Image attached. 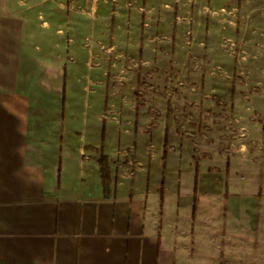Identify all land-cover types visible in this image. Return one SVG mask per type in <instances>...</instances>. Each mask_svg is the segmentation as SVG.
<instances>
[{
  "label": "rangeland",
  "instance_id": "1",
  "mask_svg": "<svg viewBox=\"0 0 264 264\" xmlns=\"http://www.w3.org/2000/svg\"><path fill=\"white\" fill-rule=\"evenodd\" d=\"M142 2L0 0V7L24 17L26 46L40 60L63 56L68 65L128 72L127 86L116 94L145 106L143 119L152 117L141 142L154 147L153 166L159 160L169 168L181 164L182 176L171 172L166 193L180 195L187 228L192 210L197 213L195 264H264V0H148L145 11ZM130 10L134 35L145 28L149 37L146 53L131 42L127 57L95 55L112 47L118 33L113 26ZM120 29L125 35L126 28ZM105 35L107 45L98 39ZM118 106L115 101L113 113ZM137 110L130 109V120L141 118ZM137 135L140 129L129 146ZM187 158L195 163V176L184 170ZM155 177L165 183L162 173ZM175 182H182L178 191Z\"/></svg>",
  "mask_w": 264,
  "mask_h": 264
},
{
  "label": "crops",
  "instance_id": "2",
  "mask_svg": "<svg viewBox=\"0 0 264 264\" xmlns=\"http://www.w3.org/2000/svg\"><path fill=\"white\" fill-rule=\"evenodd\" d=\"M131 16L130 10L113 26L118 33L111 37L112 47L95 55L127 57L124 49L131 42L146 53V22L137 37ZM28 34L18 11L0 7V264H195L197 213L192 210L187 228L180 195L166 193L171 172L182 176L181 164L171 170L159 160L153 166L155 149L141 142L152 117L143 119L145 106L125 103L116 94L127 86L128 72L84 62L68 65L63 56L42 61L27 48ZM109 37L98 39L109 44ZM137 107L141 118L135 114L130 120V109ZM135 129L140 135L129 146ZM102 154L111 168L107 188L101 180ZM188 160L184 170L195 176V163ZM201 170L197 166L198 178ZM158 172L165 183L156 180ZM175 186L178 191L182 182Z\"/></svg>",
  "mask_w": 264,
  "mask_h": 264
},
{
  "label": "trees",
  "instance_id": "3",
  "mask_svg": "<svg viewBox=\"0 0 264 264\" xmlns=\"http://www.w3.org/2000/svg\"><path fill=\"white\" fill-rule=\"evenodd\" d=\"M140 52H141V47H140ZM64 92H63V98H65V87H64ZM264 128V126H263ZM99 166H100V173H101V180L105 188L109 187L112 183L111 179V171H110V166H109V159L106 155H102L99 159ZM194 195L197 194V181H195L194 184Z\"/></svg>",
  "mask_w": 264,
  "mask_h": 264
}]
</instances>
